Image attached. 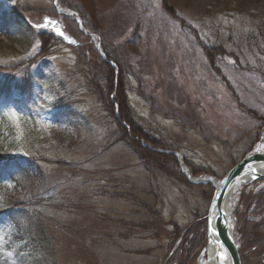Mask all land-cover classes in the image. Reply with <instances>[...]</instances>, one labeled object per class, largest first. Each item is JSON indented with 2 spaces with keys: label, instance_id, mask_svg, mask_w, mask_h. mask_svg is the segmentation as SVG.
<instances>
[{
  "label": "rangeland",
  "instance_id": "374dc122",
  "mask_svg": "<svg viewBox=\"0 0 264 264\" xmlns=\"http://www.w3.org/2000/svg\"><path fill=\"white\" fill-rule=\"evenodd\" d=\"M171 2L178 19L163 0H0V264H199L215 188L191 183L181 163L221 181L264 152V47L254 46L264 0H238L258 16ZM44 15L76 45L45 43ZM213 47L224 49L215 62ZM104 51L126 72L134 127L162 147L141 146L178 154L184 182L124 138L130 126L106 104L116 94L104 88ZM262 189L231 196L239 250ZM263 251L261 240L242 264H263Z\"/></svg>",
  "mask_w": 264,
  "mask_h": 264
},
{
  "label": "trees",
  "instance_id": "16d2710c",
  "mask_svg": "<svg viewBox=\"0 0 264 264\" xmlns=\"http://www.w3.org/2000/svg\"><path fill=\"white\" fill-rule=\"evenodd\" d=\"M201 3L207 2V6L209 8L213 7L216 12L219 13H249V14H259V10L255 7H251L245 3H242L245 8L243 9L242 6H238V0H199ZM253 1V0H252ZM241 5V4H240ZM163 7L164 9L168 10L170 16L178 19V15L173 8L171 0H163ZM258 16V15H257ZM256 20V19H255ZM255 42L254 46L258 48L264 47V18L259 19L256 23L255 27ZM45 37V38H44ZM43 41L49 42L52 40L49 36L44 35L42 36ZM224 52L223 48L213 47V48H206V58L209 59L211 62L215 60L217 61L218 57L222 56ZM107 60L110 62L115 63L117 66L113 67L109 64V62H103L105 72H106V86L104 87L110 93L115 92V103H110L109 99L106 100L107 107H109L110 112L113 113L115 107L118 108V114L120 118V122L125 123L127 122L130 126V136L125 134V129L120 124V128L122 132H124V138L126 141L130 143L135 150H137L145 159L153 162L156 164L159 170L164 172L167 176L177 179L181 182H184L185 178L179 172V166L177 160L174 155L172 154H165V153H157L148 148H144L140 144V140L147 141V137L145 135H141L139 128H135L134 125L136 124L134 115L132 110L128 107L127 104V82H126V72L122 68L121 64L115 62V60L105 52ZM257 117V114H254ZM262 120V119H261ZM137 125V124H136ZM149 144L155 148H161V144H158L155 141L148 140ZM164 148V147H163ZM8 167V165L6 166ZM7 169V168H6ZM172 169V170H171ZM174 170V171H173ZM205 187H203L204 189ZM254 201V203H253ZM252 204L254 207L253 213L256 216L255 218L258 219L256 222H251L250 227H252L250 232V237L248 239L240 240L242 247L240 248V255L242 262L244 261L245 252L248 251L249 248L252 246H257L260 244V241H264V189L259 191V193L252 195ZM5 213V212H3ZM204 241V240H203ZM202 244V242H201ZM199 248V247H198ZM263 256L262 260L264 261V251L261 254ZM264 264V263H263Z\"/></svg>",
  "mask_w": 264,
  "mask_h": 264
},
{
  "label": "water",
  "instance_id": "95a60500",
  "mask_svg": "<svg viewBox=\"0 0 264 264\" xmlns=\"http://www.w3.org/2000/svg\"><path fill=\"white\" fill-rule=\"evenodd\" d=\"M175 154V153H174ZM178 156V154H175ZM264 152H254L243 159L231 169L220 181V185L215 189L211 205L209 208L208 220V239L215 238L217 244L223 245L230 258L231 264H242L239 247L233 236V228L227 213L228 199L234 189L244 181L255 182L264 179ZM181 168L185 174L188 168L181 163ZM186 175V174H185ZM191 182V181H190ZM193 183V182H191ZM194 184H206L205 182Z\"/></svg>",
  "mask_w": 264,
  "mask_h": 264
},
{
  "label": "bare ground",
  "instance_id": "6f19581e",
  "mask_svg": "<svg viewBox=\"0 0 264 264\" xmlns=\"http://www.w3.org/2000/svg\"><path fill=\"white\" fill-rule=\"evenodd\" d=\"M41 30H42V32H41L40 35H42V36L47 35L52 40H58V41H60L59 39H57L56 37H54L52 35H49L47 33H43V29H41ZM61 43H63V42H61ZM75 45L76 44H74V46ZM102 53H103V55H105V51L102 52ZM262 171H264V167L262 168ZM184 172H185L186 175L184 173L183 174L186 176V178L189 181L193 182V183L205 182L206 184H209L210 186H213L215 189H217L219 187L220 183H221L220 180L212 179V178H207V179H197V178H194V176L191 174V172L189 170H187V171L185 170ZM250 182L251 181L247 180V181H244V182L240 183L234 189V191L231 193V195H230V197L228 199V205H227V209H226L227 213L229 214V219H230V206H229V204H230L231 196L233 195V193L236 190H238L239 188H241L244 184H247V183H250ZM230 222H231V219H230ZM232 233H233V231H232ZM233 236H234V233H233ZM234 239H235V237H234ZM235 242H236V239H235ZM199 264H231V262H230L229 254H228L226 248L223 245H221V244H217L215 242V238L214 237H211L207 241V245H206V247H205V249H204V251L202 253V256L200 258Z\"/></svg>",
  "mask_w": 264,
  "mask_h": 264
},
{
  "label": "snow or ice",
  "instance_id": "6c2138e0",
  "mask_svg": "<svg viewBox=\"0 0 264 264\" xmlns=\"http://www.w3.org/2000/svg\"><path fill=\"white\" fill-rule=\"evenodd\" d=\"M48 25H52L55 28L56 33L58 35H60L61 37H63L65 35L64 31L59 28V26L56 24L55 21H52L50 19L46 20L44 26L47 27ZM16 118L18 119V117H16Z\"/></svg>",
  "mask_w": 264,
  "mask_h": 264
}]
</instances>
